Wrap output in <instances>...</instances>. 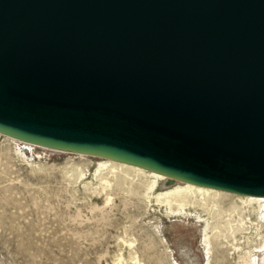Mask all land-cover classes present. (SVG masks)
Segmentation results:
<instances>
[{
	"label": "water",
	"instance_id": "95a60500",
	"mask_svg": "<svg viewBox=\"0 0 264 264\" xmlns=\"http://www.w3.org/2000/svg\"><path fill=\"white\" fill-rule=\"evenodd\" d=\"M0 132L264 197V0H0Z\"/></svg>",
	"mask_w": 264,
	"mask_h": 264
},
{
	"label": "rangeland",
	"instance_id": "374dc122",
	"mask_svg": "<svg viewBox=\"0 0 264 264\" xmlns=\"http://www.w3.org/2000/svg\"><path fill=\"white\" fill-rule=\"evenodd\" d=\"M3 136L0 133V264H116L120 253L132 264L129 249L121 245L126 236L145 264H264V202L262 207L252 205L254 212L243 207L232 217L248 221L249 216L260 230L253 225L242 231L231 218L236 228L221 226L226 238H215V221L201 208L169 214L156 202L147 206L117 195L107 202L104 194L86 193L82 184H75L71 169H90L91 179L103 157L58 152L17 139L8 142ZM169 178L159 191L184 182ZM236 200H222L224 215ZM207 236L212 240L209 250Z\"/></svg>",
	"mask_w": 264,
	"mask_h": 264
},
{
	"label": "bare ground",
	"instance_id": "6f19581e",
	"mask_svg": "<svg viewBox=\"0 0 264 264\" xmlns=\"http://www.w3.org/2000/svg\"><path fill=\"white\" fill-rule=\"evenodd\" d=\"M4 135L6 136L3 137L8 142H15L16 139L20 140L7 134ZM26 143H29L28 145L33 144L42 148L46 147L30 142ZM48 148L50 147H46L45 149ZM50 150L58 152H68L54 148H50ZM76 154L80 156H87V154L83 153ZM101 159L102 161H98L99 164L97 168L94 169L95 171L92 173L91 179H88L87 171L90 169L80 167L81 165L74 166L71 169V177L73 178L75 184H78V182L79 184H82V187L84 188L86 193L88 192L92 194H104L106 196L107 202L112 201L113 195L124 197V199L126 200H130L134 197L138 201L145 203L147 206H149L153 202H156L157 204L164 206L165 210L169 214H188L190 213L189 210L192 208H201L207 211L210 217L215 221V225H213V229L216 230L213 233V236L215 238H226L223 235V229H219L221 226L225 227L226 225H229L230 230H234L236 228L234 227V225H231V218L234 217L233 214H239L240 210L243 209V207H251L254 212L255 209L252 207V205H258L261 203L259 206L262 207V202H264V197H253L233 194L214 188L195 185L188 182L182 183L180 181L176 185L169 187L166 190L159 191L161 182L163 180L168 179L167 176L157 173L155 171H151L139 166L127 164L113 159L105 157ZM31 167H36L39 170L46 169V167L40 165L33 166V164H31ZM169 179H171L172 181H176L174 180V178ZM229 196L237 198L238 200L236 201L240 202L237 203L236 201H234V203H231L229 209L231 211L227 215H224L227 211L222 205V200L225 197ZM261 210L262 209H260V211ZM226 216H230L228 218V222L225 221ZM223 219L225 225L222 224ZM232 219L233 221H236L238 227L242 231H245L248 228H252L253 225H257L258 227L256 229L260 230V224H258V222L252 223V220H250L249 216L247 217L248 221H245V219L242 218H239L238 220L234 218ZM225 240L226 239H224V241ZM205 241L209 250V247L212 244L210 236H207ZM121 243L123 248L126 247L129 249L128 256L132 264H145L140 259V256L137 251L138 249L134 241L129 240L126 236V238L122 239ZM115 263L128 264L125 261L123 254L121 253L120 256L116 258Z\"/></svg>",
	"mask_w": 264,
	"mask_h": 264
}]
</instances>
